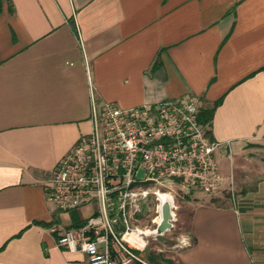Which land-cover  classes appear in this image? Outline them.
I'll list each match as a JSON object with an SVG mask.
<instances>
[{
  "label": "crops",
  "instance_id": "crops-1",
  "mask_svg": "<svg viewBox=\"0 0 264 264\" xmlns=\"http://www.w3.org/2000/svg\"><path fill=\"white\" fill-rule=\"evenodd\" d=\"M263 67L264 0H2L0 264H87L55 245L84 218L45 202L49 173L93 108L185 94L213 107L222 186L182 191L186 244L163 258L264 264Z\"/></svg>",
  "mask_w": 264,
  "mask_h": 264
},
{
  "label": "built area",
  "instance_id": "built-area-1",
  "mask_svg": "<svg viewBox=\"0 0 264 264\" xmlns=\"http://www.w3.org/2000/svg\"><path fill=\"white\" fill-rule=\"evenodd\" d=\"M198 113L199 101L190 94L153 105L93 108L89 132L57 161L43 186L54 209L91 206L93 212L75 229H51L55 245L82 254L87 264L139 262L135 253L157 234L161 205L174 209V187L217 193L222 177L214 153L221 145L207 136ZM144 219L149 226L139 225ZM185 244L178 240L179 247Z\"/></svg>",
  "mask_w": 264,
  "mask_h": 264
},
{
  "label": "rangeland",
  "instance_id": "rangeland-1",
  "mask_svg": "<svg viewBox=\"0 0 264 264\" xmlns=\"http://www.w3.org/2000/svg\"><path fill=\"white\" fill-rule=\"evenodd\" d=\"M141 175V173H139ZM172 198H173V204L174 209L172 210L173 213V221H172V227L165 231L163 234H153L148 238V244L147 247L143 252H136L135 255L140 258L144 259L146 257L147 253H160L162 257H172L175 250H178V242L177 237L182 231V225H181V216L186 215L188 212V208H185L184 206H181V203L184 199V193L180 190H178L176 187L173 188L171 192ZM198 196V195H196ZM200 197V196H198ZM177 205H180L179 208ZM176 209V210H175ZM83 212V218L86 219L92 215L93 208L91 206H83L79 209ZM79 210H76L74 212H78ZM86 211V212H85ZM59 213H70V212H61ZM177 212V216H175V213ZM183 216V217H184ZM152 217V216H151ZM150 217V218H151ZM140 226H149V219H144L140 222ZM163 264V263H162Z\"/></svg>",
  "mask_w": 264,
  "mask_h": 264
},
{
  "label": "trees",
  "instance_id": "trees-1",
  "mask_svg": "<svg viewBox=\"0 0 264 264\" xmlns=\"http://www.w3.org/2000/svg\"><path fill=\"white\" fill-rule=\"evenodd\" d=\"M2 0H0V10H1ZM264 69V67H263ZM217 105V104H215ZM214 105V106H215ZM213 107L209 109L201 108L198 113V121L201 125H208L211 120ZM207 133V131H206ZM148 264H171L168 259H164L160 253H147L145 257Z\"/></svg>",
  "mask_w": 264,
  "mask_h": 264
},
{
  "label": "water",
  "instance_id": "water-1",
  "mask_svg": "<svg viewBox=\"0 0 264 264\" xmlns=\"http://www.w3.org/2000/svg\"><path fill=\"white\" fill-rule=\"evenodd\" d=\"M172 210L167 203H163L160 208V221L155 227L157 234H163L172 227Z\"/></svg>",
  "mask_w": 264,
  "mask_h": 264
},
{
  "label": "bare ground",
  "instance_id": "bare-ground-1",
  "mask_svg": "<svg viewBox=\"0 0 264 264\" xmlns=\"http://www.w3.org/2000/svg\"><path fill=\"white\" fill-rule=\"evenodd\" d=\"M162 202H165V200H162ZM160 221V216H157L154 220L155 223H158Z\"/></svg>",
  "mask_w": 264,
  "mask_h": 264
}]
</instances>
